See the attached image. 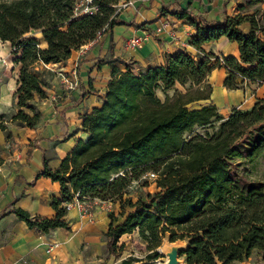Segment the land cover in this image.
Instances as JSON below:
<instances>
[{
  "label": "trees",
  "instance_id": "trees-1",
  "mask_svg": "<svg viewBox=\"0 0 264 264\" xmlns=\"http://www.w3.org/2000/svg\"><path fill=\"white\" fill-rule=\"evenodd\" d=\"M78 1L0 0V42L9 43L12 62L18 65L14 111L0 114L1 131L6 122L29 128L37 124L40 113L33 97H46L44 75L52 73L38 64L62 62L93 40L96 31L122 23L117 0H91L89 13L74 15ZM170 14L195 27L189 45L199 55L177 51L165 56L162 65L136 71L118 59L123 70L110 63L99 106L79 117L86 137L77 138L54 169L42 156V168L34 175L59 185V199L51 198L53 217L31 216L18 207L7 212L46 233L68 229L64 204L73 197L118 203L120 219L107 215L108 256L118 255L116 242L122 234L136 231L150 250L146 260L158 256L156 247L164 236L185 242L178 256L185 264H232L252 250L264 259V182L239 181L232 171L234 161L264 149V97L248 109L231 108L226 116L213 104L199 103L209 99L207 75L215 67L224 69L222 86L227 90L264 82V26L256 12L221 20H206L187 7ZM243 22L248 23L245 31ZM221 36L237 44V58L202 51L201 44ZM176 84L183 90L167 94ZM195 127L204 132H194ZM146 172L155 174L154 190L134 201L123 197L132 182L147 185Z\"/></svg>",
  "mask_w": 264,
  "mask_h": 264
},
{
  "label": "crops",
  "instance_id": "crops-1",
  "mask_svg": "<svg viewBox=\"0 0 264 264\" xmlns=\"http://www.w3.org/2000/svg\"><path fill=\"white\" fill-rule=\"evenodd\" d=\"M122 1L129 2L118 9L122 23L80 45L62 62L37 65L55 73L61 83L60 75L72 79L74 72L76 87L64 91L62 83L64 89L46 88L43 99L34 96V106L40 113L34 127L6 122L5 131L0 130V264H108L111 256L106 252L104 236L108 217L101 205L94 207L91 219L82 216L76 206L70 207L64 214L68 229L56 227L46 233L27 227L7 210L18 207L31 216L53 217L51 198L59 199V185L34 175L42 168V156L54 169L75 140L86 137L79 117L99 106L110 79V63L123 70V65L115 61L118 59L130 63L136 71L162 65L165 56L177 51L199 55L189 45L195 27L170 14L177 7H187L206 20L256 12L264 26V1L247 5V0H117V4ZM240 28L247 30L248 23H241ZM131 36L145 39L131 47L126 43ZM261 37L264 40V33ZM39 45L43 47L44 43L40 40ZM201 49L218 58L238 56L237 44L224 36L204 42ZM223 77L222 67L209 72L211 93L209 99L199 102L213 104L222 116L231 108L248 109L256 98L264 97V82L227 90L222 86ZM16 78L17 70L13 77L0 82V114L13 107Z\"/></svg>",
  "mask_w": 264,
  "mask_h": 264
},
{
  "label": "rangeland",
  "instance_id": "rangeland-1",
  "mask_svg": "<svg viewBox=\"0 0 264 264\" xmlns=\"http://www.w3.org/2000/svg\"><path fill=\"white\" fill-rule=\"evenodd\" d=\"M116 10L118 4H115ZM40 42V38H39ZM13 55L10 53V46L8 42H0V82L4 81V79L13 77L16 73L17 66L12 62ZM52 72V71H50ZM57 75L55 73L44 75L45 82L47 84V88H63L62 83L58 80ZM56 77V78H55ZM60 79V77L58 78ZM174 89L182 91L183 88L179 85H175L172 89L167 91V94H171ZM67 91V89H64ZM156 95L162 99L163 96L161 92H157ZM54 98V95H53ZM197 105V104H194ZM13 112V107L6 116ZM193 131L204 132V129L195 127ZM234 165L232 166V171L234 175L238 178L239 181L245 182H264V149L261 150L258 154L254 155L250 159H240L234 161ZM154 190V182L153 180H147V185H139L138 183H131L127 188L123 195V197H129L131 201H134L138 196H144L146 192H152ZM102 210L106 213V215L111 214L117 220L120 219L119 212L120 209L118 207V203H107L101 204L100 202H90L89 210L93 212L95 206H100ZM128 208H125L127 210ZM167 237H163L161 239V243L156 247L158 252V256L152 260H146V255L150 252L145 247V243L140 240L136 231L131 233L122 234L117 242L116 246L117 256L109 257L108 264H120L121 260L127 259L128 264H161L165 260V256L161 253L163 250V246ZM178 264H185L182 257H178ZM232 264H264V259L261 258L260 254L256 250H252L250 255L242 261L233 262Z\"/></svg>",
  "mask_w": 264,
  "mask_h": 264
},
{
  "label": "built area",
  "instance_id": "built-area-1",
  "mask_svg": "<svg viewBox=\"0 0 264 264\" xmlns=\"http://www.w3.org/2000/svg\"><path fill=\"white\" fill-rule=\"evenodd\" d=\"M129 2L128 1H122L120 4H118L117 9L122 8L126 6ZM93 7L91 6V0H79L78 2L75 3L73 7V14H80V13H89ZM103 33L102 29L99 31H96L94 40L99 38V36ZM145 39V36H131L126 40L127 45L134 47V46H139L141 42ZM62 79V83L64 84L65 89L67 90H72L76 87L77 81L75 78L74 72H72V79L67 78L65 75H60ZM145 178L147 180H153L155 178V174L153 172H146L145 173ZM133 183V182H132ZM100 202L98 200H92L89 202H81L78 201L75 197L69 202H66L64 204V207L66 210H68L72 206H76L82 216L87 217L88 219H91L92 212L89 210V203L92 202ZM102 202V201H101Z\"/></svg>",
  "mask_w": 264,
  "mask_h": 264
},
{
  "label": "water",
  "instance_id": "water-1",
  "mask_svg": "<svg viewBox=\"0 0 264 264\" xmlns=\"http://www.w3.org/2000/svg\"><path fill=\"white\" fill-rule=\"evenodd\" d=\"M165 246L162 250V254L165 256V260L161 264H178L179 251L185 247V242L180 240L165 242ZM216 264H222V262L216 261Z\"/></svg>",
  "mask_w": 264,
  "mask_h": 264
},
{
  "label": "bare ground",
  "instance_id": "bare-ground-1",
  "mask_svg": "<svg viewBox=\"0 0 264 264\" xmlns=\"http://www.w3.org/2000/svg\"><path fill=\"white\" fill-rule=\"evenodd\" d=\"M214 96H215V98H216V97H217V94H216V93H214ZM165 245H166V244H165ZM165 245H164V246H165ZM164 246H163V248H164Z\"/></svg>",
  "mask_w": 264,
  "mask_h": 264
}]
</instances>
